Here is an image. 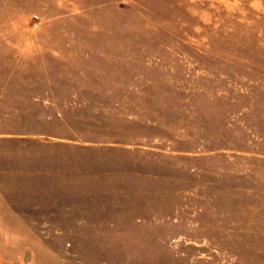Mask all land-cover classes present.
Here are the masks:
<instances>
[{
  "label": "rangeland",
  "instance_id": "374dc122",
  "mask_svg": "<svg viewBox=\"0 0 264 264\" xmlns=\"http://www.w3.org/2000/svg\"><path fill=\"white\" fill-rule=\"evenodd\" d=\"M0 264H264V0H0Z\"/></svg>",
  "mask_w": 264,
  "mask_h": 264
}]
</instances>
